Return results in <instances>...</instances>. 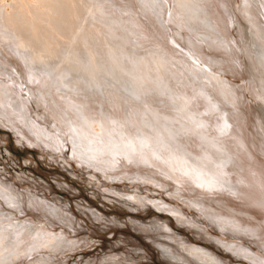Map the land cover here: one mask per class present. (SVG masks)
<instances>
[{
	"label": "bare ground",
	"instance_id": "obj_1",
	"mask_svg": "<svg viewBox=\"0 0 264 264\" xmlns=\"http://www.w3.org/2000/svg\"><path fill=\"white\" fill-rule=\"evenodd\" d=\"M34 1L39 5L46 1L44 6L49 10L45 18L56 35L61 34L64 20L81 10L79 0ZM158 1V5L149 0L100 3L107 2L104 12L109 10L112 16L120 17H115L113 30L120 32L121 23L129 21L135 45L149 50L150 57L139 55L141 60L136 57L134 67L142 69L138 63L147 58H151L150 64H158L151 47L179 67L188 82L178 87L177 100L183 98L178 103L161 89L157 90L158 97L141 98L139 94L151 93L144 71H138L139 80L131 79L129 88L125 84L122 92L106 88L97 80L87 87L79 81L74 83L75 79L68 83L61 78L57 82V75L66 73L65 65L48 72L36 63L46 60L36 48L40 44L47 48L49 43L45 46L44 37L40 39L43 43L34 39L40 43L37 46L31 39L35 25L25 14L33 15L34 6L24 1L26 10L21 5V10L8 6V12L0 8V22L9 19L10 30L22 32L17 36L20 41H15L12 35L16 33L0 26V126L7 128L18 143L69 153L74 162L97 169L104 178L122 177L170 187L177 198L183 197L220 232L216 241L231 257L242 259L238 264H264V131L260 127L262 116L250 103L252 97L264 109V82L260 85L257 75L258 71L264 74V0H203L211 27L202 26V32L184 20L185 13H178V2ZM96 13H90L92 18L101 15ZM239 18L247 23L249 35L245 36ZM123 40L119 38L113 44L122 46ZM123 58L122 62L133 64L131 58ZM79 140L86 144L79 146ZM121 195L136 202L151 199L136 193ZM23 198L12 182L0 181V264H17L35 252H61L77 243L66 229L55 226L75 227L74 217L64 205L46 199L37 202L30 194ZM156 204L169 207L167 210L176 216H189L164 200ZM26 208L40 214L31 216ZM91 212L103 221L112 220ZM204 246L194 243L190 248L194 253L204 251L211 260L208 264H230L223 256L208 253Z\"/></svg>",
	"mask_w": 264,
	"mask_h": 264
},
{
	"label": "rangeland",
	"instance_id": "obj_2",
	"mask_svg": "<svg viewBox=\"0 0 264 264\" xmlns=\"http://www.w3.org/2000/svg\"><path fill=\"white\" fill-rule=\"evenodd\" d=\"M24 1L32 4L35 9L33 15L28 12L25 14L28 19L30 18V20L34 22L33 25H35L33 26V30L30 31L33 35L31 39H38V41L42 43L45 40V46L47 43H49L47 45L48 47L49 45L51 46V48H45L37 41L40 44V46H38L39 44L34 40V44L37 43L36 45L38 46L36 49L41 51V55L45 54L46 59H44V62L36 61V63L39 65L42 64L48 72L58 70L61 65L63 67L65 65L66 67L65 75H57V82H60L59 80L61 78L65 80V82L68 81V83L75 79L73 81L74 83L75 81H79L80 85L87 87L88 84L91 86V84H94V81L97 80L99 82L102 81L106 88H118L120 92H122V89L125 88V84L126 87L129 88L128 84L130 81L133 80L134 82L135 80L136 82L139 80L137 76L138 71L141 73L144 71V77H147V79L144 78L146 80L145 83L149 86L148 91L151 93L146 96L144 94H139L141 98H143V96L144 98L155 97V95L158 97L157 90L161 89L166 90V92L168 91L167 95L168 97L171 95L169 99H172L173 102L176 101V103H178L179 98L180 100L183 99L180 96L177 100L179 95L176 93L179 92L178 87L182 88L187 84L188 79L184 78L180 73L181 70L179 67L172 61L169 62L164 60L153 47L150 48L153 50L152 56L156 57L155 61L159 62L158 64H150L151 58H147L150 57L149 53L147 55L149 50H147V48H141L140 45H135V35L134 33H130L131 29L128 26L130 23L129 21L126 22L125 20L124 22L123 19H121V22L123 21L121 23L123 27L119 28L121 31L117 32L113 30L112 27L116 25L115 19H117L115 17H118V20H120V17L116 13L115 17L112 16V14H110L112 12H108L109 10L103 11L105 9L107 10L106 6H104V3L106 4L107 2L100 3L103 2V0H96L95 2L92 0H79L81 3L79 4V8L81 7V10L79 9V13L72 19H65L64 24L66 25L68 22L69 24L67 26L64 25L63 28L61 27V34L57 33L56 35V32L50 29L46 20L48 16V12L46 11L49 10L47 6H44L47 5L46 1H41L39 5L34 0H0V8L3 12H8V6L15 5L16 10H21V6L26 10L23 4ZM149 1L152 2V4L159 2L158 0ZM164 1H167L168 4L178 2L179 8L181 9H177L178 13H185L184 20L189 23L191 27L198 28V31H200L199 28H202V26L211 27V25H209V17L203 7L206 2L203 0ZM109 3L111 2H108V4ZM158 4L159 3H157V5ZM90 6L96 7L95 11L101 7L100 9L103 12L98 9L99 12L97 11V14L93 10L94 8L92 7V9ZM90 8L93 13L97 15L101 14L99 15L100 18H98L99 16L97 17L98 19L92 18L93 15H90L92 12L89 10ZM105 13H109L110 15ZM13 18H17V16ZM239 20L243 25L242 28L244 34H246L245 36L249 35L247 23L245 24V21H242L240 18ZM10 24L12 23H10L9 19L0 22V26L8 31L11 29ZM24 26L27 25L23 24V27ZM101 30H104V32ZM10 31L13 33L12 30ZM14 33H16V31ZM234 33L236 32L234 31ZM7 34L9 35V33ZM24 34L25 31L23 32V35ZM52 34L56 35H54V38H56L55 42H58L57 44L54 42ZM19 35H22L21 31L18 32V34L12 35V38L15 41H20V38L17 37ZM25 35L27 36V34ZM88 35L89 37H87ZM114 37H116V39H113ZM98 38H100V40ZM117 38L124 39V46H121V43L119 45L113 44L114 40H118ZM80 39H82V42H80ZM111 39L113 40L111 41ZM90 45L93 49H89L91 48L89 47ZM1 48L0 45V49ZM45 51L50 52H48V54ZM249 51L252 50L249 49ZM94 52L97 53L94 54L96 55L95 58H93ZM73 55L76 59L71 60ZM139 55L140 57H142V55L144 57L147 56V59H145L147 61L144 60L147 63H145L143 59V62L139 61L138 65H141L140 68H142L140 70L138 67H134L136 66L134 65L135 59L136 57L139 58ZM123 57L131 58L130 61L133 62V64L131 63L130 65L122 62L125 60ZM117 59L119 63L116 62L118 61ZM121 59L123 60L121 61ZM139 59L141 60V58ZM91 60L93 68L90 65ZM33 64H35V61ZM82 64L84 67L81 66ZM117 65L119 66L117 67ZM254 65L255 64L252 63L253 67H255ZM254 69L257 70V68ZM125 71L126 73H124ZM257 75L263 79L261 80L260 78V80H258L259 84H263L264 74L258 71ZM184 80L185 82H183ZM150 82L153 86L150 85ZM165 87L167 88L165 89ZM148 91H146V93ZM172 96L174 98H172ZM27 97L30 98L29 93ZM250 98V103L254 105L253 107L255 110H257L263 118V107L253 101L252 99L254 98ZM262 118L260 119V122H262L260 123V127L261 130L264 131V121ZM81 144H86V142L79 140V146ZM92 174H95V176ZM118 179L113 180V178H104L97 169L92 170V168L77 164L73 161L69 153L63 154L38 146L27 145L26 143H18L7 128L0 126V181L12 182L13 186L25 197L23 200L26 199L27 194H30L31 197H35L37 202L40 201L38 199H46L47 201L57 203L61 206L64 205L63 208L71 212L72 217H74L75 227H63V224H55V226L59 225L61 229H66L65 231L68 232V236L78 239L77 243L75 242L76 245L73 243V246L70 245L68 248L62 249L61 252L57 249L53 252H35L34 254L26 256L17 264H208L207 261L210 257L208 255L206 256L204 251V253H201V251H199L200 249H198L197 251L200 252L198 255L196 254V250L195 253L194 250L191 251L190 247L193 246L194 243L205 245L208 253H213L215 256H223L225 259H228L230 264L242 262L240 258L231 257L230 255L232 254L223 248L222 243L216 241V238L218 239L216 235L220 234V232L207 222L198 210L187 205L183 197L177 198L176 194L170 190V187H159L151 184L150 181L144 180H132L131 182L122 177ZM132 193L151 198V203L148 200L136 202V200H132L129 196L126 197L125 195H121H131ZM163 200L176 205L177 208L181 207V209L188 212L187 214L189 216H176L173 212L167 210L169 207L166 208L163 205L156 204ZM27 209L28 208H26V210ZM92 210L97 211L100 216L112 220L107 222L96 218V216L92 214ZM26 213L31 216H38L40 214L39 211L34 212L33 210H27ZM177 217H181L182 219H178ZM166 227L169 230H167ZM204 248L203 250H205ZM210 261L211 260H209V263H211ZM245 262L249 264L247 261Z\"/></svg>",
	"mask_w": 264,
	"mask_h": 264
}]
</instances>
